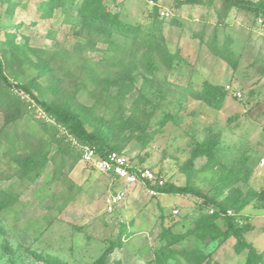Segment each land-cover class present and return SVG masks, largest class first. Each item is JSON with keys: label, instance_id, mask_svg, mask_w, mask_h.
I'll use <instances>...</instances> for the list:
<instances>
[{"label": "rangeland", "instance_id": "obj_1", "mask_svg": "<svg viewBox=\"0 0 264 264\" xmlns=\"http://www.w3.org/2000/svg\"><path fill=\"white\" fill-rule=\"evenodd\" d=\"M83 1L0 0V56L8 78L40 100L78 112L90 131L107 132L114 150L133 165L152 169L167 185H188L220 201L235 189L240 201L255 191L256 198L240 212L231 208L229 215L250 228L246 239L263 254V18L226 10L218 0L192 5L105 0L112 12L139 29L137 41L115 35L116 58L105 59L106 43L91 50L83 47L87 37L77 35ZM147 35L169 51L173 70L156 52L151 70L144 62L133 69L119 67L118 59L128 64L134 53L142 59ZM225 45L233 63L214 52ZM206 81L228 92L220 110L195 97ZM30 110L8 130L9 141L0 135V193L17 198L1 215L0 264H49L48 258L94 264L110 250L108 264H146L167 244L178 251L167 264H191L182 251L194 250L203 255L202 264L245 263L247 251L237 254L234 238L205 245L188 236L200 216L210 212L201 198L151 197L142 186L115 182L73 154L53 160L56 147L38 180H19L9 148L23 158L44 148V141H51L40 122L58 127L57 140L72 139L39 108ZM6 120L1 105L0 129ZM202 142L214 145L213 159L196 156ZM121 188L125 198L109 212L106 198Z\"/></svg>", "mask_w": 264, "mask_h": 264}, {"label": "trees", "instance_id": "obj_2", "mask_svg": "<svg viewBox=\"0 0 264 264\" xmlns=\"http://www.w3.org/2000/svg\"><path fill=\"white\" fill-rule=\"evenodd\" d=\"M179 3L184 5H192L199 0H178ZM212 2L215 0H211ZM222 2L226 10L232 8H238L240 10L253 13L255 16H261L264 23V0L259 2H253L250 0H218ZM78 23L80 26V32L77 35H85L88 40V45L83 46L89 48L98 42H104L108 45V49L105 51V59L116 58L114 51L112 50V38L115 35L122 36L133 41L138 40L139 29L124 22L118 13L112 12L105 0H84L78 13ZM94 39V41H93ZM146 45V49L142 55V59L137 58V54H133L132 60L125 64L124 58L118 59L119 67L123 68H137L138 63H145V67L151 70L150 59L154 52L158 53L162 61L173 70V57L169 51L163 47L162 44L156 39H152L150 35H147L143 42ZM217 46V45H216ZM215 46V54L226 58L230 63H233L231 58L232 54L229 50V45H225L224 48H218ZM91 50H95L94 46ZM230 53V55H227ZM126 65V66H124ZM228 96L224 86L212 84L210 82H204L201 89L195 94V97L204 103L206 106L220 110L225 103ZM31 101L32 105L39 108L46 116L54 120L56 125H60L67 130L68 134L72 137L71 141L67 142V138L57 140V126H51L49 124L40 122L44 128V134L50 137V141H44V148L38 152H30L25 158L16 155L18 149L9 148V152H13L14 169H18L19 174L16 176L19 180H27L29 182H35L45 172L47 162L51 159L49 157L52 150L56 147V153L52 156L55 159L57 155H75L82 161V151L80 146H90L96 150L98 156L105 157L111 152L121 153L111 145V136L105 132L90 131L82 116L71 109L63 108L53 102L40 100L37 98L31 90L18 82H12L5 72V64L0 56V106L3 105V111L7 114V120L4 127L0 129V135L5 137V141H9L8 130L12 129L17 122L23 118L24 115L32 113L30 108L28 109L27 103ZM247 114H252V110L249 109ZM17 130H15V136ZM2 141L0 140V144ZM63 144L65 147H63ZM214 145L212 143L202 142L197 151L196 156H204L209 159H213ZM157 177H160L156 174ZM235 176V175H234ZM233 182L228 181L226 188H230ZM161 194H183L192 195L197 198L203 199V205L210 208V212L204 213L195 222L194 226L190 229L188 236H192L205 245L212 244L219 240H227L229 238L235 239L234 250L237 254H241L247 251V257L244 264H264V253L259 254L253 248V246L247 241L246 234L249 232V227H244L238 224L235 216L229 215L230 209L240 212L245 206H247L251 200L257 197V193L253 190L249 191V196L246 200L240 201L236 198L238 190H233L232 197L225 201H220L216 197H211L204 194L200 190L191 186H174L164 184L163 187L157 188ZM17 198L9 192L0 193V225L1 215L6 210L16 205ZM264 208V199H263ZM165 234L162 235V238ZM168 247H163L160 251L156 252L154 261L146 264H167V259L170 256H176L177 250ZM184 250V249H183ZM112 251L104 253L100 259L94 264H108V256ZM183 257L191 264H202L204 262L203 255H199L196 250L194 251H182ZM49 264H68L60 258H48ZM113 264H122L120 261Z\"/></svg>", "mask_w": 264, "mask_h": 264}, {"label": "built area", "instance_id": "obj_3", "mask_svg": "<svg viewBox=\"0 0 264 264\" xmlns=\"http://www.w3.org/2000/svg\"><path fill=\"white\" fill-rule=\"evenodd\" d=\"M80 150L82 151L83 162L92 164L99 171L110 176L115 182L132 186H142L145 192L151 197L161 195L157 188L163 187L165 181L157 177L152 169L146 167L139 168L133 165L130 159L123 153L111 152L107 156L101 157L90 146H80ZM262 164L264 165V158L262 159ZM124 198L125 192L122 188L108 195L106 198V207L109 212H112Z\"/></svg>", "mask_w": 264, "mask_h": 264}]
</instances>
